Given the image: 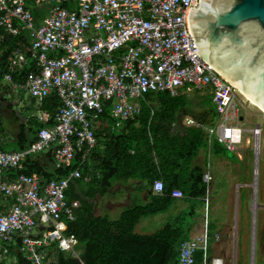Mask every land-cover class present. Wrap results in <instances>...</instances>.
<instances>
[{"label":"built area","instance_id":"obj_1","mask_svg":"<svg viewBox=\"0 0 264 264\" xmlns=\"http://www.w3.org/2000/svg\"><path fill=\"white\" fill-rule=\"evenodd\" d=\"M33 1L36 9L46 11L39 23L28 0H0V27L12 36L26 32L37 68L15 87L39 101L55 93L61 106L53 124L40 129L30 146L0 150V251L14 248L31 264H53L62 252L84 264L76 236L68 234L75 215L66 198L70 186L83 179L80 169L45 183L38 175L11 179L10 173L28 156L54 149L57 169L69 167L76 156L83 165L97 146L95 121L105 108L119 129L141 115L146 96L154 93H208L220 113L210 137L235 152L248 132L238 110L246 100L197 54L189 13L200 0H59L48 7L53 0ZM16 61L25 59L18 54ZM5 80L11 83L12 76ZM185 120L188 126L195 124L192 117ZM249 132L260 153L261 126ZM212 181L205 174L204 182ZM153 191L161 195L163 181H156ZM171 197L183 199L184 194L175 189ZM198 230L181 244L179 264H195L199 251L203 264H226L224 258L208 257L207 215Z\"/></svg>","mask_w":264,"mask_h":264},{"label":"trees","instance_id":"obj_2","mask_svg":"<svg viewBox=\"0 0 264 264\" xmlns=\"http://www.w3.org/2000/svg\"><path fill=\"white\" fill-rule=\"evenodd\" d=\"M33 14L37 17L39 12ZM30 47L31 40L25 31L12 36L0 27V87L3 85L8 89L7 75L12 76V84H22L37 69L29 53ZM18 54L25 62L17 63ZM31 101L36 104L37 100L32 98ZM60 106L61 101L55 93L42 99L40 108L46 115V122L28 119L34 123L33 129L38 133L40 129L51 126ZM142 108L138 118L128 119L123 128L114 131L107 125V120L112 119L110 109L106 107L97 119L100 124L96 130L97 146L83 165L82 157L76 156L69 167L57 169L54 166V149L28 156L20 169L10 173L11 179L20 175H38L45 183L61 180L80 169L83 179L70 186L66 198L75 214L68 234L78 239L84 264H179L180 246L190 238L196 217L193 209L154 234L140 235L136 228L143 218L167 213L177 201L171 197L175 189L183 192L184 201H200L205 205L208 186L204 176L208 170V158L199 162V155L202 150L209 151L204 126H215L220 116L211 96L205 92H195L194 95L181 93L176 97L154 93L146 96ZM186 117L194 118L200 126L185 128L182 122ZM2 127L0 122V135ZM31 130L27 131L26 125L20 126L16 139L9 142L14 144L13 151H22L32 144L36 137H29ZM213 149L222 156L228 151L217 142ZM85 178L89 181L84 182ZM158 180L164 183L161 195L153 191ZM116 184L130 193L132 202L119 208L122 211L116 218L109 214L96 216L92 202L112 194ZM142 193L147 197L145 203H141ZM216 230L217 227L210 224V255ZM203 256L199 251L195 264H203ZM6 259L13 262L7 263ZM0 264L31 263L14 248H9L6 252L0 251ZM53 264L80 263L60 252Z\"/></svg>","mask_w":264,"mask_h":264},{"label":"rangeland","instance_id":"obj_3","mask_svg":"<svg viewBox=\"0 0 264 264\" xmlns=\"http://www.w3.org/2000/svg\"><path fill=\"white\" fill-rule=\"evenodd\" d=\"M59 0H53L46 4L48 6L59 5ZM0 89L3 90L1 87ZM195 92L189 94L194 95ZM27 100L32 99L28 94H22ZM241 98V97H240ZM16 100V99H14ZM12 100L14 103L16 101ZM240 100H243L241 98ZM20 101V102H19ZM20 109L22 108V102ZM17 105V103H16ZM6 112L7 109H5ZM239 116L243 118L241 124L244 130H247L243 135L242 145L237 147L236 152L227 151L223 156L217 153L214 149L210 152L202 150L200 152V161L208 158V170L213 177V181L209 187L208 202H205V208L200 206L199 201L185 202L177 200L174 206L164 214L157 216L143 218L136 228V233L140 235H150L161 230L166 224L171 223L180 213L186 214L195 211L199 217L202 211L206 210L208 220L216 225L218 233L223 237L218 244L213 245L214 249L219 247L223 251L226 259V264H232L235 259V264H252L253 251V233L255 232V259L256 264H263L264 262V117L262 112L251 105L250 103L242 102L238 104ZM21 111V110H20ZM26 115L25 111L19 116ZM4 117V119H6ZM14 120V119H12ZM7 121V120H6ZM5 121V122H6ZM25 122L24 119L17 123L14 120L11 134L15 136V131L18 132L19 123ZM257 125L261 126L262 136L260 138V153H259V170L257 178V191L251 185L255 182V139L250 130ZM12 137V136H11ZM10 134L0 136L2 144L0 148L6 152H11L14 149V144L9 143ZM13 142V141H12ZM117 189H116V188ZM114 187V192L105 199H97L93 201L95 206V215L102 216L108 211L113 213L112 203L114 193L120 189L119 184ZM126 191L123 189L117 195V200H124ZM257 200V212L254 214L253 204ZM108 200V201H107ZM126 200V199H125ZM128 203L126 202L125 205ZM112 207V208H111ZM113 210V211H112ZM122 210H116L110 215L111 218H116L117 214ZM254 215L256 221L254 224ZM204 216L196 221L197 223H204ZM195 225V222H194ZM201 225V224H199ZM198 225V226H199ZM195 233V232H193ZM199 233L196 231L194 235ZM227 236V237H226ZM7 263L13 262L12 259H6Z\"/></svg>","mask_w":264,"mask_h":264},{"label":"water","instance_id":"obj_4","mask_svg":"<svg viewBox=\"0 0 264 264\" xmlns=\"http://www.w3.org/2000/svg\"><path fill=\"white\" fill-rule=\"evenodd\" d=\"M189 26L197 54L246 101L259 106L264 117V0H200L199 7L190 10ZM254 151L252 188L256 185V168L259 170V151Z\"/></svg>","mask_w":264,"mask_h":264},{"label":"crops","instance_id":"obj_5","mask_svg":"<svg viewBox=\"0 0 264 264\" xmlns=\"http://www.w3.org/2000/svg\"><path fill=\"white\" fill-rule=\"evenodd\" d=\"M29 3H31V9H32V12L34 13V12H39V15L36 17V19H37V21H38V23L39 22H41L42 21V19L44 18V16H45V14H46V11L45 10H39V9H36L35 7H34V5H35V3H34V1H29ZM8 84V89H6L5 88V86H1L2 88H3V90L2 89H0V122L2 123V128H3V132H2V134L0 135V136H4L5 134H10V140L9 141H14L15 139H16V137H17V135L19 134V132H20V126L21 125H26L27 126V131L28 130H30V129H32L31 131H29V137L30 138H35L36 137V133H37V130H35V129H33V126H34V123L32 122V120H28V119H32V118H37L38 120V122H46V115H45V113L43 112V111H41V108H40V101L39 100H37L36 101V104H33L32 103V101H31V99L30 100H27V98L26 97H22L21 98V95L23 94V93H20V92H18L17 90H16V87H15V85L16 84H14V85H11V84H9V83H7ZM0 87V88H1ZM14 99H16V100H14ZM12 100H14V101H16V103H17V105H16V103H14ZM19 100H21V102H22V108L20 109V107H21V105H19V104H21V103H18V101ZM20 102V101H19ZM5 109H7V111L8 112H6V110ZM21 110V111H20ZM22 111H25V113H26V115H23L22 116V114H21V116H19V114L20 113H22ZM7 116V118L6 119H4V117H6ZM15 118H17V123L19 122V120H22V119H24L25 120V122H23L22 121V123H19V125H18V132L17 131H15V136L13 137V135L11 134V128L13 127V124H14V120H15ZM187 118V117H186ZM12 119H14V120H12ZM7 120V121H6ZM6 121V122H5ZM128 121V120H127ZM195 121V124L193 125V126H188L187 124H186V120H183V126L185 127V128H190V127H198V126H200L199 124H198V122H196V120H194ZM218 122V121H217ZM216 122V123H217ZM240 124H241V122H240ZM107 125H109L110 126V128H111V130H119V129H121V128H123L124 127V125H125V122H124V124L122 125V127L121 128H119V129H114V126H113V120H107ZM242 125V124H241ZM99 126H100V124H99V122H98V120H96L95 121V127H96V130L99 128ZM173 127H175V125H173ZM211 127H214V126H204V129H205V132H206V139H207V147H208V150H209V152L211 151V149H212V147H213V145H214V143L215 142H217V140H216V137L215 136H212V137H210L211 135H210V132H209V130L211 129ZM32 134V135H31ZM218 143V142H217ZM219 144V143H218ZM220 145H222V144H220ZM223 146V145H222ZM228 150V149H227ZM237 150V149H236ZM236 150H235V152H236ZM229 151V150H228ZM234 152V153H235ZM200 159H201V157L199 158V162H200ZM89 161V160H88ZM206 174H210V171L209 170H207V172H206ZM211 175V174H210ZM212 176V175H211ZM213 178V177H212ZM212 183V182H211ZM211 183H209V184H207V186H208V190H207V197H206V199H205V202L207 201L208 202V194H209V187H210V185H211ZM117 185V184H116ZM115 185V186H116ZM114 186V187H115ZM119 187H120V189H118V192H117V194H114L113 196H114V199L112 200V203H109V205L110 206H112V207H115L113 210L114 211H116V210H118L119 208H123V207H125V206H128L131 202H132V196L130 195V193H126V200L124 199V200H117L116 198H117V195H119V193L121 192V190L123 189V188H121V186L119 185ZM116 188V187H115ZM117 189V188H116ZM178 190H180V189H178ZM115 191V190H114ZM124 191H125V189H124ZM141 203H145L146 201H147V197H146V194L145 193H142L141 194ZM103 199V198H102ZM104 199H105V197H104ZM184 199V198H183ZM183 199H175V200H183ZM108 201V200H107ZM184 201V200H183ZM126 202L128 203L127 205H125L126 204ZM185 202H187V201H185ZM200 202V201H199ZM202 205V207L203 208H205V205L203 206V203L202 202H200V206ZM174 206V205H173ZM172 206V207H173ZM111 207V208H112ZM258 207V206H257ZM112 210V211H113ZM114 211H113V213H114ZM207 210H206V214H205V209L202 211V214H199V217H195L194 218V220H193V227H192V231H191V233H190V237H192L195 233H196V231H197V229H199V224H201V226L203 225V223H197L196 221H198V220H200L201 218L200 217H202V216H204L205 215V217H204V219L206 218V215H208L207 214ZM111 211H108V213H106V214H109V215H111V214H113ZM106 214H104V215H106ZM183 213H180L178 216H180V215H182ZM157 216V215H156ZM177 216V217H178ZM196 216H198V215H196ZM151 217H153V216H151ZM176 217V218H177ZM146 218H148V217H146ZM207 221L209 222V226H210V224H213L212 222H210L209 220H208V216H207ZM194 222H195V225H194ZM199 225V226H198ZM215 225V224H214ZM216 226V225H215ZM193 232H195V233H193ZM215 236H219L220 237V239L221 238H223L219 233H218V231L216 230V234H215ZM227 237V236H226ZM220 241H218V242H216V241H214V243L215 244H218ZM214 243L212 244V245H210V249H212V255H210L209 254V252H208V257L209 258H213V257H220V258H224L225 259V257H224V254H223V251H221V250H219V247H217V248H215L214 249V247H213V245H214ZM208 251H209V249H208ZM180 253V252H179ZM226 260V259H225ZM235 260V259H234Z\"/></svg>","mask_w":264,"mask_h":264},{"label":"bare ground","instance_id":"obj_6","mask_svg":"<svg viewBox=\"0 0 264 264\" xmlns=\"http://www.w3.org/2000/svg\"><path fill=\"white\" fill-rule=\"evenodd\" d=\"M248 99V98H247ZM247 102L248 103H250L251 105H253L254 107H256L257 109H259L261 112H263V110L259 107V106H257L255 103H253L251 100H247ZM256 172H258V169L256 168ZM257 178H258V175H256V185H255V190L257 191ZM257 203L255 202L254 204H253V210L256 212V208H257Z\"/></svg>","mask_w":264,"mask_h":264},{"label":"clouds","instance_id":"obj_7","mask_svg":"<svg viewBox=\"0 0 264 264\" xmlns=\"http://www.w3.org/2000/svg\"><path fill=\"white\" fill-rule=\"evenodd\" d=\"M7 83H9V84H11V85H14V84H12L13 82L10 83V82L7 81ZM16 85H17V84H16ZM254 212H255V211H254ZM255 213H256V212H255ZM74 215H75V214H74ZM77 240H78V239H77ZM78 245H79V241H78ZM77 249H78V251L82 254V250L79 249L78 246H77Z\"/></svg>","mask_w":264,"mask_h":264}]
</instances>
